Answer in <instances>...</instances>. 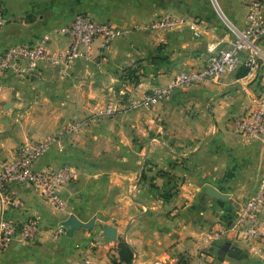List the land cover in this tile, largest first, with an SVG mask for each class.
I'll list each match as a JSON object with an SVG mask.
<instances>
[{
  "label": "crops",
  "instance_id": "obj_1",
  "mask_svg": "<svg viewBox=\"0 0 264 264\" xmlns=\"http://www.w3.org/2000/svg\"><path fill=\"white\" fill-rule=\"evenodd\" d=\"M217 2L233 25L246 28L247 0ZM4 7L0 54L44 36L50 51H67L70 39L59 29L79 13L123 33L97 38L90 56L84 52L68 70L41 64L26 76H0V169L20 147L87 121L34 165L72 168L74 180L61 189L65 209L31 185H10L18 204L6 217H38L40 232L27 244L13 242L0 264H82L89 253L91 264H114L120 241L132 247V264H264V245L256 240L234 231L213 236L233 224L261 180L264 144L235 121L252 106L245 88L264 91V60L256 76L238 70L221 82L176 88L151 108H128L177 72L202 66L208 47L228 42L213 0H4ZM166 15L195 20L199 35L190 23L168 31L137 28ZM257 45L264 53V37ZM111 98L119 100V112L100 115ZM207 185L228 197L208 194ZM72 213L83 221L95 217L94 227L57 234V222ZM104 226L115 227L119 239L106 240Z\"/></svg>",
  "mask_w": 264,
  "mask_h": 264
},
{
  "label": "built area",
  "instance_id": "obj_2",
  "mask_svg": "<svg viewBox=\"0 0 264 264\" xmlns=\"http://www.w3.org/2000/svg\"><path fill=\"white\" fill-rule=\"evenodd\" d=\"M213 2L228 28L225 35V37H229L228 42L222 46L208 47V56L202 66L177 72L169 84L147 91L142 96L132 99L128 104L129 109L151 108L165 100L174 89L179 87L221 82L228 74L237 72L242 66L249 69L247 74L253 76L258 74L259 62L264 60V53L257 45L258 40L264 37V0H247L246 28L244 30L232 24L219 7L217 0H213ZM6 23L4 0H0V27L5 26ZM186 23H190L196 35H199V32L196 31L197 22L195 20L189 22L186 16L166 15L140 24L137 28L168 31ZM59 32L70 39L67 51H50L48 36L32 42L9 45L0 54V76L8 73L26 76L37 70L41 64L63 67L64 70H68L84 52L90 56L97 38L109 41L123 33L112 22L98 21L87 13L75 15L71 21L60 27ZM245 92L250 94L252 106L235 121V125L241 133L257 137L264 144V91L255 93L245 88ZM119 110V100L111 98L98 112L102 116L109 117L118 113ZM86 124L87 121L74 120L65 130L20 147L11 158L2 164L0 169V253L15 241L24 244L32 242L40 232L38 217L22 220L6 217L7 209L11 205L18 204L16 198L10 194L11 184L31 185L55 207L59 209L67 207V201L61 196V189L74 180L75 175L72 168L63 166L36 169L34 165L50 146L58 144L68 133L83 130ZM263 207L264 164L261 180L256 190L245 201L243 209L237 214L233 224L221 226L214 232V238L221 239L229 232L234 231L243 238L253 239L264 245V222L261 219ZM62 232L63 226L60 225L57 234ZM91 259L92 256L89 253L83 259L82 264H91Z\"/></svg>",
  "mask_w": 264,
  "mask_h": 264
},
{
  "label": "water",
  "instance_id": "obj_3",
  "mask_svg": "<svg viewBox=\"0 0 264 264\" xmlns=\"http://www.w3.org/2000/svg\"><path fill=\"white\" fill-rule=\"evenodd\" d=\"M263 38V37H262ZM207 192L208 194L212 196H217L219 198H227L228 195L221 193L218 191L216 188L213 186L207 185ZM96 218L93 217L88 221H83L80 219L75 213L70 214V216L62 220L60 222L61 226H64L67 228V235L68 236H73V233L75 230H78L80 228H93L95 225ZM102 235L105 236L106 240L110 241H115L117 236H118V230L115 227L112 226H104L102 227Z\"/></svg>",
  "mask_w": 264,
  "mask_h": 264
},
{
  "label": "trees",
  "instance_id": "obj_4",
  "mask_svg": "<svg viewBox=\"0 0 264 264\" xmlns=\"http://www.w3.org/2000/svg\"><path fill=\"white\" fill-rule=\"evenodd\" d=\"M249 69L242 66L239 69V75H246ZM119 260H113L114 264H132L134 259V252L132 247L125 241H120L117 247Z\"/></svg>",
  "mask_w": 264,
  "mask_h": 264
},
{
  "label": "rangeland",
  "instance_id": "obj_5",
  "mask_svg": "<svg viewBox=\"0 0 264 264\" xmlns=\"http://www.w3.org/2000/svg\"><path fill=\"white\" fill-rule=\"evenodd\" d=\"M160 17H163V16H160ZM152 20H153V19H152ZM80 131H81V130H79V131H73V132H80ZM58 144H59V143H58ZM56 145H57V144H54V145L50 146V147L47 149V151H48L51 147L56 146ZM57 146H58V145H57ZM58 148L61 149L62 146L60 145V147H58ZM47 151H46V152H47ZM46 152H45V153H46ZM45 153H44V154H45ZM11 157H12V156H11ZM11 157H10V158H11ZM7 159H8V158H7ZM7 159H6V160H7ZM6 160H5V161H6ZM57 225H58L57 227L59 228V227H60V222H57ZM64 228H65V227L63 226V230H64ZM62 234H64V233L62 232L61 235H62ZM101 235H102V228H101ZM102 236H103V235H102ZM104 238H105V236H104ZM118 239H119V237L117 236V238H116L115 241H117Z\"/></svg>",
  "mask_w": 264,
  "mask_h": 264
}]
</instances>
